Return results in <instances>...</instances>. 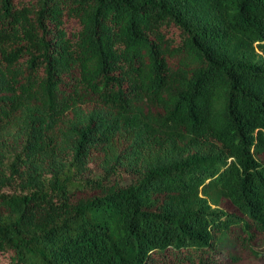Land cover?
Wrapping results in <instances>:
<instances>
[{
    "label": "trees",
    "instance_id": "obj_1",
    "mask_svg": "<svg viewBox=\"0 0 264 264\" xmlns=\"http://www.w3.org/2000/svg\"><path fill=\"white\" fill-rule=\"evenodd\" d=\"M263 243L264 0H0V264Z\"/></svg>",
    "mask_w": 264,
    "mask_h": 264
},
{
    "label": "rangeland",
    "instance_id": "obj_2",
    "mask_svg": "<svg viewBox=\"0 0 264 264\" xmlns=\"http://www.w3.org/2000/svg\"><path fill=\"white\" fill-rule=\"evenodd\" d=\"M258 251H260V259L255 260V261H251L249 263H239V264H264V243L260 245V247L258 248Z\"/></svg>",
    "mask_w": 264,
    "mask_h": 264
}]
</instances>
